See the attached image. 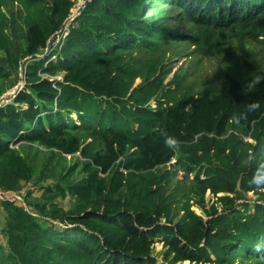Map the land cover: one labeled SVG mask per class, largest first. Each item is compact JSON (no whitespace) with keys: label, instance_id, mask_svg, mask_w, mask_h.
Masks as SVG:
<instances>
[{"label":"trees","instance_id":"16d2710c","mask_svg":"<svg viewBox=\"0 0 264 264\" xmlns=\"http://www.w3.org/2000/svg\"><path fill=\"white\" fill-rule=\"evenodd\" d=\"M81 1L70 18L73 0H0V97L23 79L0 104V190L39 191L0 199V264H264V190L248 183L264 161V63L198 95L176 72L164 84L177 43L214 55L230 30L264 48V0ZM249 101L261 107L240 119Z\"/></svg>","mask_w":264,"mask_h":264},{"label":"rangeland","instance_id":"374dc122","mask_svg":"<svg viewBox=\"0 0 264 264\" xmlns=\"http://www.w3.org/2000/svg\"><path fill=\"white\" fill-rule=\"evenodd\" d=\"M81 0H73V6L71 8V14L75 13V9L81 3ZM12 8L16 11L19 8V4L14 2L12 4ZM70 21V20H69ZM68 23L66 24V26ZM178 29H182L179 25L175 24ZM217 40V38H215ZM19 44L23 47L24 40L21 35L18 38ZM218 50L215 51L214 55H207L203 51H205V47L197 46V44L191 43H183L176 44L175 46L170 47V51L167 53V62L169 67L171 68L170 73H168L164 77V84H167L168 81L172 78L173 74L176 72L180 77H184L183 79V88L190 89L195 95L203 92L204 90H214L216 89L223 80L224 75L227 72L235 73L240 76L249 74V67L246 62H249L251 66H263L264 63V48L260 46L257 42L250 39L241 40L239 36L232 34L230 30H227L226 34L223 38H219L218 41ZM52 44V42L50 43ZM242 48L249 50L252 52V58L250 59L247 54L242 51ZM45 51V50H44ZM43 52V51H42ZM42 52L39 55H42ZM24 61V59H23ZM27 62H24L25 65ZM9 78V77H8ZM6 78V81L9 83V79ZM60 78V77H56ZM23 83L22 80V69L19 68V79L13 82L6 90V92L0 97V104H5L7 102L12 101V97L14 93L19 88V86ZM173 88V85H170ZM152 106L155 105V100L150 102ZM75 117V115H72ZM69 158V156H68ZM35 160L41 161V155L35 154ZM69 160V159H68ZM174 161V160H173ZM35 174H38V171H35ZM34 185V180L29 181L24 184L22 188L13 194L12 192H8L7 195L15 196L16 199L23 201V197L25 196L28 190L33 191L31 194L33 197L39 195V191L36 189ZM259 198L258 194L253 192H247L244 196L239 200V202L246 201L248 203H255ZM205 201L207 206H209L213 201H215V197L209 191L206 192ZM71 199L62 200L63 206L71 205ZM219 205V204H218ZM192 209L204 216V212L201 208H199L196 204L192 203ZM5 219L4 210L0 204V242L3 243L5 241V237L1 232V228L3 226V222ZM165 248L163 247L162 242L156 241L153 244L152 253L157 257L158 261H162V255ZM179 264V262L177 263ZM182 264H193L188 260L184 261ZM234 264H250L249 261L240 262L236 261Z\"/></svg>","mask_w":264,"mask_h":264},{"label":"clouds","instance_id":"9594fccd","mask_svg":"<svg viewBox=\"0 0 264 264\" xmlns=\"http://www.w3.org/2000/svg\"><path fill=\"white\" fill-rule=\"evenodd\" d=\"M261 107L257 101H249L245 105L243 112L239 113V118L243 119L247 113L257 111ZM160 135L163 137V143L170 149H176L179 145V140L173 135H169L166 131H161ZM256 160V157H249V163ZM250 186H253L257 190H264V161H257L252 172V175L248 181ZM256 252L264 251V236H261L254 245Z\"/></svg>","mask_w":264,"mask_h":264},{"label":"built area","instance_id":"2783aa9c","mask_svg":"<svg viewBox=\"0 0 264 264\" xmlns=\"http://www.w3.org/2000/svg\"><path fill=\"white\" fill-rule=\"evenodd\" d=\"M79 8H80V4H79V5L77 6V8L75 9V13H74L73 15H75L76 13H78ZM65 32H66V30L63 31V33H65ZM59 38H60V34L57 33V34H56V38L53 39V40H51L50 43L52 42V44H53L54 40H57V39H59ZM52 44H51V45H52ZM22 80H23V79H22ZM7 193H8V192H5V191L0 190V199H1V200H4V199H10V200H12V199H16L15 196H13V195L10 196V194L7 195Z\"/></svg>","mask_w":264,"mask_h":264}]
</instances>
